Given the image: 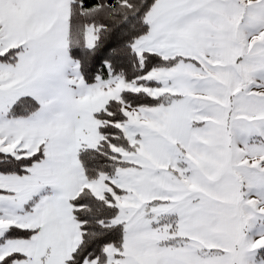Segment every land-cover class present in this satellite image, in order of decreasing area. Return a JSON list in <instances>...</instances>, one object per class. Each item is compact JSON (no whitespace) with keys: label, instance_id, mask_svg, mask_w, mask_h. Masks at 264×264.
Segmentation results:
<instances>
[{"label":"snow or ice","instance_id":"obj_1","mask_svg":"<svg viewBox=\"0 0 264 264\" xmlns=\"http://www.w3.org/2000/svg\"><path fill=\"white\" fill-rule=\"evenodd\" d=\"M0 264H264V0H0Z\"/></svg>","mask_w":264,"mask_h":264}]
</instances>
